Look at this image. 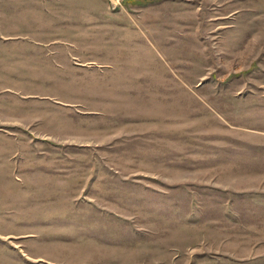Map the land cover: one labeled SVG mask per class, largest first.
<instances>
[{"label": "rangeland", "instance_id": "374dc122", "mask_svg": "<svg viewBox=\"0 0 264 264\" xmlns=\"http://www.w3.org/2000/svg\"><path fill=\"white\" fill-rule=\"evenodd\" d=\"M0 264H264V0H0Z\"/></svg>", "mask_w": 264, "mask_h": 264}, {"label": "bare ground", "instance_id": "6f19581e", "mask_svg": "<svg viewBox=\"0 0 264 264\" xmlns=\"http://www.w3.org/2000/svg\"><path fill=\"white\" fill-rule=\"evenodd\" d=\"M211 2V1H210Z\"/></svg>", "mask_w": 264, "mask_h": 264}]
</instances>
